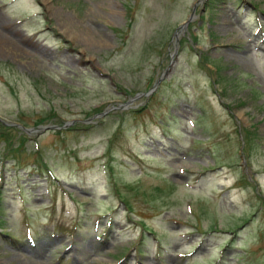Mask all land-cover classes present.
I'll use <instances>...</instances> for the list:
<instances>
[{"label": "rangeland", "instance_id": "obj_1", "mask_svg": "<svg viewBox=\"0 0 264 264\" xmlns=\"http://www.w3.org/2000/svg\"><path fill=\"white\" fill-rule=\"evenodd\" d=\"M3 46L0 264H264V0H0Z\"/></svg>", "mask_w": 264, "mask_h": 264}, {"label": "bare ground", "instance_id": "obj_2", "mask_svg": "<svg viewBox=\"0 0 264 264\" xmlns=\"http://www.w3.org/2000/svg\"><path fill=\"white\" fill-rule=\"evenodd\" d=\"M65 28H66V26H64ZM69 29H66V32H67V34L70 36V34H71V32H74L73 34H74V36H75V30L74 29H72L71 27H68ZM70 33V34H69ZM73 34H71V35H73ZM0 50H4V51H7L6 49H5V47L3 46V47H0ZM6 53H9L8 51L6 52Z\"/></svg>", "mask_w": 264, "mask_h": 264}, {"label": "trees", "instance_id": "obj_3", "mask_svg": "<svg viewBox=\"0 0 264 264\" xmlns=\"http://www.w3.org/2000/svg\"><path fill=\"white\" fill-rule=\"evenodd\" d=\"M41 122V121H40ZM242 140H244L245 141V143H246V140L243 138ZM244 141H243V144H244ZM241 153H243V155H245V157H247V154H246V152H245V146H243L242 148H241ZM157 190V189H156Z\"/></svg>", "mask_w": 264, "mask_h": 264}, {"label": "water", "instance_id": "obj_4", "mask_svg": "<svg viewBox=\"0 0 264 264\" xmlns=\"http://www.w3.org/2000/svg\"><path fill=\"white\" fill-rule=\"evenodd\" d=\"M45 128H57L56 126H43L42 129H45Z\"/></svg>", "mask_w": 264, "mask_h": 264}]
</instances>
